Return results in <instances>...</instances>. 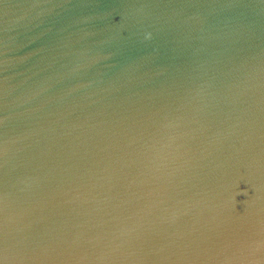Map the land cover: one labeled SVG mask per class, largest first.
I'll use <instances>...</instances> for the list:
<instances>
[{"label":"water","instance_id":"1","mask_svg":"<svg viewBox=\"0 0 264 264\" xmlns=\"http://www.w3.org/2000/svg\"><path fill=\"white\" fill-rule=\"evenodd\" d=\"M0 264H264V0H0Z\"/></svg>","mask_w":264,"mask_h":264}]
</instances>
